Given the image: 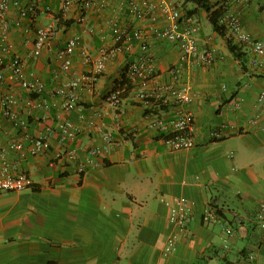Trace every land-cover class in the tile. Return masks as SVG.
<instances>
[{
    "label": "crops",
    "instance_id": "0c3cea01",
    "mask_svg": "<svg viewBox=\"0 0 264 264\" xmlns=\"http://www.w3.org/2000/svg\"><path fill=\"white\" fill-rule=\"evenodd\" d=\"M10 1L7 18L21 23L9 34L12 52L26 59V74L45 83L46 91L28 93L8 78L0 84V111L5 95L13 93L15 109L27 121L22 128L5 119L0 148L12 171L28 174L35 183L31 190L0 191V264H264V229L256 218L264 201V116L261 126L251 124L261 114L264 57L228 32L220 36L210 14L185 0L169 1L193 17L200 49H217L211 65L183 59L177 43L154 33L151 27L166 21L161 11L153 21L126 9L144 0H105L85 13L79 0L67 11L60 0ZM211 1L238 10L245 29L264 42V0ZM31 4L36 11L22 17L21 8ZM51 23H60L56 37L40 56H30L38 27ZM115 23L148 36L156 59L152 85L192 86L195 147L173 149L167 135L152 126L157 119L174 118L179 104L169 90L163 106L138 97L140 81L130 77L129 65L141 48L137 41L130 48L118 41ZM76 36L82 47L66 73L57 52ZM227 38L241 47V60L229 50ZM103 52L104 73L93 89H79L78 107L67 110L65 97L56 92L75 75L90 74ZM180 64L176 79L171 70ZM115 91L122 92L117 106L109 101ZM65 119L79 128L73 142L62 140ZM106 133L112 142L105 140ZM26 134L48 137L50 149L31 154ZM13 142L24 143L26 154L11 149ZM93 147H106L103 157L79 173L66 151L76 149L83 159ZM176 196L192 205L191 220L182 230L171 221L165 201ZM208 210L217 221H204ZM174 234L176 249L166 254Z\"/></svg>",
    "mask_w": 264,
    "mask_h": 264
},
{
    "label": "built area",
    "instance_id": "2783aa9c",
    "mask_svg": "<svg viewBox=\"0 0 264 264\" xmlns=\"http://www.w3.org/2000/svg\"><path fill=\"white\" fill-rule=\"evenodd\" d=\"M65 11L69 10L74 4V0H60ZM239 3H249L253 0H237ZM105 0H79L82 11L86 12L96 6L102 7ZM225 10L220 17V25L224 26L231 37L238 43L250 47L257 55L264 57V42L257 39L252 33L247 31L243 25L241 13L238 10L231 9L228 3L223 4ZM12 7L10 0H0V84L8 80L15 86L21 87L31 94L43 95L46 91L45 83L39 78L26 74V59L12 52V46L8 42L9 34L13 27L20 26V22L11 23L7 18V14ZM37 5L31 4L28 7L21 8V16L28 17L36 11ZM128 10L138 18L150 17L153 21L156 19L154 14L161 11L165 18V24L162 26H152L154 33L163 39L175 42L179 45L183 59L196 62L203 65H211L217 58V49L214 46L203 50L199 47L197 34L200 28L194 24L193 17L185 15L182 10L172 1L162 0L155 3L151 0H144L142 3L132 1L127 5ZM84 12V13H85ZM58 32L55 23L46 26H40L37 29L34 47L30 52V56L38 57L43 50L52 43ZM113 32L118 41L125 40L132 47L133 42L137 41L141 48L139 58L129 65L130 77L140 81V89L138 97L145 103L149 104L151 99L168 103L165 97V91L172 92L173 97L179 104V109L174 118L169 120L157 119L152 124L153 127L160 129L167 135V143L173 149H189L196 146L194 138L195 117L189 109V105L193 101L192 86L188 83L181 84L176 87L175 84L167 85L155 82L152 85L154 76L156 75V59L152 52L148 36L136 29L133 32L122 29L117 23L113 26ZM81 39L76 36L69 39L66 46L57 52V58L60 61L63 72H71L73 69V56L76 51L81 48ZM88 61L90 58L87 56ZM106 68V53L103 52L102 57L96 62L94 70L90 74L75 75L74 79L67 83L66 86L58 89V95L65 97V108L74 110L78 107L80 95L78 90L81 88L93 89L98 82L100 76ZM183 66L182 64L175 66L171 73L177 79ZM153 86V87H152ZM121 91H115L109 95V101L117 106L121 102ZM17 98L15 94L8 93L3 99V109L0 111V131L3 128V121L7 119L17 127L25 128L27 121L22 119L16 111L15 106ZM258 104L261 107V114L256 115L251 120V124L260 125L261 115L264 116V90L258 97ZM261 126V125H260ZM60 133L63 142H73L79 133V128L69 119L61 122ZM25 138L29 142L28 151L37 155L43 151L49 150L51 142L46 136H32L26 134ZM105 140L112 142L111 133L105 134ZM10 148L19 151L25 155L26 149L24 143H11ZM106 147L91 148L86 157L80 159L76 149L66 151L67 158L72 162L78 163V172L85 173L90 166H96L98 159L103 157ZM4 151L0 148V191L21 192L31 190L35 183L33 179L24 172L14 173L11 169L12 164L4 158ZM170 207V219L181 230L185 228L191 220L192 205L190 200L184 196H176L165 200ZM256 218L261 228L264 229V201L259 204L256 211ZM204 221L210 223L217 221V215L212 211H207ZM177 234L169 237L165 247V253L170 254L176 249ZM252 258L254 256L252 255Z\"/></svg>",
    "mask_w": 264,
    "mask_h": 264
},
{
    "label": "trees",
    "instance_id": "16d2710c",
    "mask_svg": "<svg viewBox=\"0 0 264 264\" xmlns=\"http://www.w3.org/2000/svg\"><path fill=\"white\" fill-rule=\"evenodd\" d=\"M186 3H193L195 4L199 9L205 10L207 13L210 14V22L213 25L214 30L220 35V36H227L228 30L220 25V17L222 13L225 10L224 5H219V3H213L211 0H185ZM219 5V6H218ZM218 6V7H217ZM60 27V23L58 24L57 28ZM227 44L229 50L238 58L242 59L244 53L242 52L241 47L234 43L232 38H227ZM151 99L150 103H154L155 105L159 104L161 106L164 105L163 101H157Z\"/></svg>",
    "mask_w": 264,
    "mask_h": 264
},
{
    "label": "rangeland",
    "instance_id": "374dc122",
    "mask_svg": "<svg viewBox=\"0 0 264 264\" xmlns=\"http://www.w3.org/2000/svg\"><path fill=\"white\" fill-rule=\"evenodd\" d=\"M177 1H179V0H177Z\"/></svg>",
    "mask_w": 264,
    "mask_h": 264
}]
</instances>
